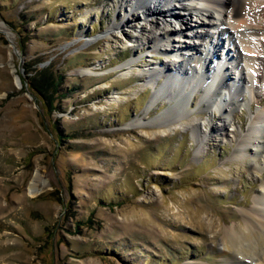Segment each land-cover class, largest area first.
<instances>
[{
	"label": "rangeland",
	"instance_id": "1",
	"mask_svg": "<svg viewBox=\"0 0 264 264\" xmlns=\"http://www.w3.org/2000/svg\"><path fill=\"white\" fill-rule=\"evenodd\" d=\"M124 1L133 7L0 0V264H222L236 257L224 247L223 229L241 226V211L264 183V145L240 146L262 125L252 121L264 110L257 78L264 35L256 37L263 44L256 41L252 89L238 88L235 99L243 101L231 113L232 98L217 97L220 74L215 87L196 79L212 88V99L200 86L181 90L170 80L181 64L196 74L204 58L210 71L220 62L178 50L193 47L202 32L194 12L170 0L186 21L180 30L166 15L170 34L158 26L152 45L137 30L150 22L135 1ZM216 23L205 30L210 51ZM229 43L223 35L216 49L231 58ZM32 70L61 79L56 92L46 88V100L30 86ZM244 245L247 256L261 253L264 238L248 234Z\"/></svg>",
	"mask_w": 264,
	"mask_h": 264
},
{
	"label": "bare ground",
	"instance_id": "2",
	"mask_svg": "<svg viewBox=\"0 0 264 264\" xmlns=\"http://www.w3.org/2000/svg\"><path fill=\"white\" fill-rule=\"evenodd\" d=\"M135 1L134 6L138 8L142 14L145 16V20L150 22L149 27L147 26L138 27L137 30L141 34V36L146 37L148 44L156 45L157 39L159 34L158 26L163 27L162 30L165 32L166 35H169L170 32L167 31V20H165L166 15L169 17H173L181 22V28L184 26V22L186 18L182 16L180 13H177V9L175 5L172 4L171 1L176 2L178 4L179 10H187L191 9L196 16L195 22L197 23L198 27H201L202 32L198 34L196 37V42L193 43V47L191 44L188 46H178V50H185V51H199L201 56H208L210 55L212 58L216 56L220 62L217 63L216 70L210 71L208 65H205L207 58H204L199 64L201 66V72L192 73L189 69L185 67L179 66L181 71L178 70L175 74H170V80L175 85L177 89L179 84H181L180 89L182 90L183 85L186 86L195 84L200 86L209 98H215V95L211 93V87L203 86L200 79H207L208 85L215 87L217 86L216 82L218 81L220 91L217 92V97L223 94V96L231 97L232 99L229 101V108L230 112L232 113V107H234L235 102H242L243 100L240 99L239 101L235 99L236 91H239L238 88L242 87V85H246L249 89H252L253 84V75L255 74V62L258 61L257 53L258 51V44H261L260 37L264 35V21H261L260 25H255L257 22V18L262 16L263 14L261 11H264V4L260 2V0H133ZM122 4L127 2L124 0H118ZM132 1L130 4L125 3L124 8H130L132 5ZM133 7V6H132ZM204 7V9H202ZM119 10H121L119 8ZM132 18H134V13H131ZM150 18H154L150 20ZM212 21H216L218 29L221 28L220 32L213 31V36L216 37L217 43L214 45L215 49L210 51V47H207L206 41L208 40V33H206V28L212 29ZM124 23L130 24V20L125 18ZM258 26V27H257ZM132 27H135L134 25ZM120 28V27H119ZM114 28V30H117ZM122 30V29H121ZM123 31V30H122ZM180 34V33H179ZM189 35V36H188ZM225 35L229 46L232 48V52L235 54L231 55L235 57V60L229 58V52H225L223 49H216L222 41V36ZM188 38L190 34H185ZM128 37V35H127ZM133 39V37H130ZM236 39V42L234 41ZM210 40V39H209ZM257 41V42H256ZM212 43V41H210ZM263 44V43H262ZM261 44V46H262ZM213 45V44H212ZM189 49V50H188ZM199 49V50H197ZM198 54V52H197ZM181 55V54H180ZM179 55V57H180ZM193 56V54L191 55ZM257 57V58H256ZM182 59L179 58L180 62ZM259 62V61H258ZM261 63L262 58H261ZM226 64H229L230 71H232L231 75L233 78H230L231 75L227 71ZM185 68V69H184ZM225 68V69H224ZM204 70V73L202 72ZM158 70H155V74ZM164 72V70H161ZM194 72V71H193ZM211 72H215L211 75V77H207L206 74H211ZM199 74V76H198ZM197 76L198 80L197 79ZM227 80H224V79ZM257 78L264 80V75L261 74L260 76L257 75ZM233 79V80H232ZM224 80V81H223ZM225 81L227 84H225ZM158 84V83H157ZM183 84V85H182ZM194 85V86H195ZM202 85V86H201ZM243 85V86H244ZM161 89V88H160ZM218 90V88H217ZM215 91V90H214ZM182 92V91H181ZM225 92V93H224ZM240 95V94H239ZM176 96V95H175ZM174 95L170 96V99H173L178 102V99ZM155 97H152L150 103L146 109L148 112L149 106L152 102L155 101ZM210 99V100H211ZM228 100V99H227ZM216 101V100H215ZM226 102V101H225ZM258 105L262 103L261 98L256 101ZM238 105V104H237ZM241 107V105H238ZM180 107V106H179ZM261 116H258L256 120H253L252 123L254 125L261 123L262 125L254 126V130L249 131L248 136L243 139L242 144L240 142L241 149L246 150V145H252L254 147L262 148L264 145V110L261 112ZM222 122V120H219ZM225 123H223L224 126ZM196 128L195 126H192ZM211 130L213 128L211 127ZM258 139H262L263 142L259 141ZM252 167V166H251ZM255 169V167H253ZM38 174V173H37ZM36 176V175H35ZM37 178V177H36ZM36 178L32 181L29 186V194L31 197H34L38 194V190L36 189ZM39 182V181H38ZM37 182V183H38ZM262 193L256 195L252 200V206L250 208L244 209L241 211L242 215V222L240 223L241 226L236 229V227H226L223 229L222 232V240L224 247L226 248L228 244L231 245L233 248V252L236 255L235 259L228 260L227 258L222 264H264V249L261 253H255V251L251 253V255H245L244 250V239L246 235H258L264 238V183L261 184ZM247 241V240H246ZM228 243V244H227ZM251 243V242H250ZM228 248V247H227ZM252 249V248H251ZM256 250V249H255ZM258 251V250H256ZM220 254V253H219ZM222 257L225 256V253L220 254ZM226 257V256H225ZM227 261V262H226Z\"/></svg>",
	"mask_w": 264,
	"mask_h": 264
},
{
	"label": "trees",
	"instance_id": "3",
	"mask_svg": "<svg viewBox=\"0 0 264 264\" xmlns=\"http://www.w3.org/2000/svg\"><path fill=\"white\" fill-rule=\"evenodd\" d=\"M31 76L30 80V86L31 88L42 96L44 100H46L45 96L43 97V94L47 92L46 88H53V90L56 92L58 86L60 85V78L54 79L50 73L47 71L44 72H37V71H30L28 73ZM57 82V83H56Z\"/></svg>",
	"mask_w": 264,
	"mask_h": 264
}]
</instances>
